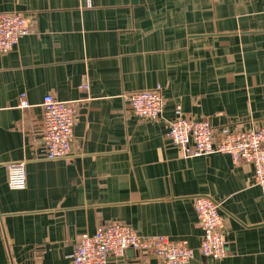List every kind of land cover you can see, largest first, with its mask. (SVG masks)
<instances>
[{"label": "crops", "instance_id": "1", "mask_svg": "<svg viewBox=\"0 0 264 264\" xmlns=\"http://www.w3.org/2000/svg\"><path fill=\"white\" fill-rule=\"evenodd\" d=\"M0 13L30 28L0 53V264H71L78 240L112 223L188 241L187 264H264L253 166L186 156L168 137L178 106L215 128L264 126V0H0ZM157 86L162 116L132 114L128 96ZM47 95L77 111L72 160L45 159ZM19 162L27 186L12 190ZM198 196L223 202V260L200 254ZM109 264L164 263L128 251Z\"/></svg>", "mask_w": 264, "mask_h": 264}, {"label": "built area", "instance_id": "2", "mask_svg": "<svg viewBox=\"0 0 264 264\" xmlns=\"http://www.w3.org/2000/svg\"><path fill=\"white\" fill-rule=\"evenodd\" d=\"M30 33L26 20L19 13H0V53L12 51L20 40ZM84 90L88 86H83ZM131 112L143 120L160 118L165 109L161 86L128 96ZM21 108L29 106L26 94L20 98ZM43 141L45 159L72 160L78 156L73 150L77 111L70 102L53 95L44 97ZM168 137L186 156L197 158L214 154L229 156L235 164L245 162L253 166L255 184L264 188V126L255 129H237L232 126L215 128L209 121L190 118L180 106L169 122ZM8 185L12 190L27 186L26 163L7 165ZM223 202L209 196L194 199L196 228L202 231L200 254L210 260H223L229 256L225 234ZM128 251L152 252L164 264H187L195 251L186 240L174 241L159 236H139L132 226L112 223L101 226L94 235L81 237L74 249L71 264H109L110 257L120 258Z\"/></svg>", "mask_w": 264, "mask_h": 264}, {"label": "water", "instance_id": "3", "mask_svg": "<svg viewBox=\"0 0 264 264\" xmlns=\"http://www.w3.org/2000/svg\"><path fill=\"white\" fill-rule=\"evenodd\" d=\"M133 1V3H137L138 2V0H132ZM129 252H132V251H129Z\"/></svg>", "mask_w": 264, "mask_h": 264}]
</instances>
